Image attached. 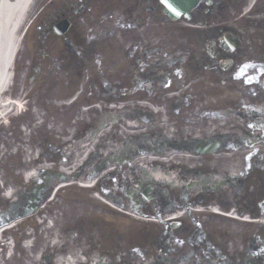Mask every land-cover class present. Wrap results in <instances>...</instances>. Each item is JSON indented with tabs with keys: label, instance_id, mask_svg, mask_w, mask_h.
Masks as SVG:
<instances>
[{
	"label": "flooded vegetation",
	"instance_id": "af4514ba",
	"mask_svg": "<svg viewBox=\"0 0 264 264\" xmlns=\"http://www.w3.org/2000/svg\"><path fill=\"white\" fill-rule=\"evenodd\" d=\"M127 1H32L0 99L25 106L0 132L5 178L22 184L36 167L42 186L69 167L56 175L69 182L52 201L49 185L39 211L67 197L85 206L91 217L68 225L86 255L75 264H246L255 243L240 230L236 245V225L215 210L264 214V41L251 43L264 38V0H201L176 20L160 0H136L125 19ZM110 21L127 25L118 37L133 43L113 72L102 64L107 47L117 49ZM159 22L170 25L159 39L181 42L152 47L145 29ZM24 115L39 126L27 128ZM23 230L0 231V255L14 238L23 256Z\"/></svg>",
	"mask_w": 264,
	"mask_h": 264
},
{
	"label": "rangeland",
	"instance_id": "374dc122",
	"mask_svg": "<svg viewBox=\"0 0 264 264\" xmlns=\"http://www.w3.org/2000/svg\"><path fill=\"white\" fill-rule=\"evenodd\" d=\"M126 1V0H125ZM135 3H137L136 0H128L124 6H123V12L125 15V19H127L128 17H132L135 18V14H136V8H135ZM239 23V22H238ZM103 26L106 29L107 24H103ZM117 27V25L114 22L109 23V33L110 34H114V36L116 37V40L120 37H118V35L123 31V30H128L129 27H127V25H125V29L119 28L118 30H116L115 28ZM243 28H245L246 26L243 25ZM152 29V34H156L153 39H152V47H161V48H167L171 47V43L173 41V43L175 44H179L181 42V40H178V35L174 34L170 37L167 38H158L160 36H162L161 33H168L170 30V25L166 24V23H152V25H147L145 31L148 32L149 29ZM242 28V29H243ZM143 30L144 29H137L135 28L133 32L135 34L136 37H139L140 35L143 34ZM138 33V35H137ZM253 33V30L250 29V32L247 35V38L250 37V35ZM116 40H114L115 43V48H117L116 50L111 49L113 46L107 47L109 48L108 51H105V56L102 57V64L106 68V70L113 72L112 69L116 68V65L118 63H120L122 61L123 58H121V54L120 51L126 49V47L131 43L130 41L123 39H120V42L117 43ZM259 41H264L263 37H258V38H254L252 43L253 47H257L256 44H259ZM172 49H176V47L172 48ZM106 57V59H104ZM119 60V62H118ZM125 61V59L123 60V62ZM101 64V63H100ZM128 68V67H126ZM110 73V72H109ZM38 106H36V109L38 110ZM24 109V106H23ZM35 124V123H34ZM51 124V123H50ZM29 125V124H28ZM5 137H2V139H4ZM10 141V140H8ZM7 143V142H6ZM4 143V144H6ZM3 144V145H4ZM0 151L3 150V147L0 146ZM2 152H0L1 155ZM32 156V154H30V157ZM80 159L77 160L76 162L79 163ZM63 168H66V170L69 169V167L67 165L62 164ZM71 169V168H70ZM4 172H2L1 170V165H0V174H3ZM33 175H31L30 173H28V177H31ZM27 177V178H28ZM1 182L0 183V192L2 191L3 193L7 192V195H9V199H6L4 201L7 200H11L12 197L13 198H19L22 199L20 201V203L26 201V198L28 196V198L31 196L32 191H28L26 192V194L24 196H19V193H15V191H11L9 192V186H11V184L6 185L4 183V180L1 178ZM5 190V191H4ZM9 193V194H8ZM3 201V202H4ZM2 202V201H1ZM58 202V201H57ZM56 202V203H57ZM64 204V207H63ZM49 207V208H48ZM81 208H85L84 205H76L75 203H70L68 202V197L64 199V201H61V206L60 207H56V205H52V206H46L45 207V211L41 212L40 211H36L33 216L29 217V218H25L19 221H16L15 223H17V226L15 227H23L24 230L23 231H19V234H22V238L25 239L24 246H26V250H24V254L23 256H21V252H12L11 256H8L7 254L3 253V255H0V264H75L76 260L75 257L79 258V250L77 249V247H74L73 250H67L66 247L64 248L62 245H64V241L66 243L68 242H73L75 239V234L70 235V230L71 228L74 229V227H69L68 225H72L74 224L76 221H80L82 219H86L87 217H91V216H86V214H81L82 210ZM17 208L15 207H7V209L1 211V215H8V218H10L9 220L13 219L12 221H15V217H18L20 215H22V212H19L18 210H16ZM14 210H16L17 212H15ZM22 211V210H21ZM57 212H62L60 215ZM24 213V212H23ZM243 216V215H242ZM246 216V215H244ZM9 222V221H8ZM229 222V221H226ZM236 224V229L237 231H234V239L233 242L238 245V244H242V237L240 236L239 231L240 230H247L248 236L247 238H243L244 241H250L251 243H255V244H259L264 246V226L262 225H244L243 223H233ZM203 229L206 230L205 227H202ZM228 229L230 227H222V229ZM87 229H89V227H80V231L84 232V234H89L90 233L87 231ZM121 229L123 230L124 234H126V231L124 229V227H121ZM121 230V231H122ZM67 231V233H66ZM223 231V230H222ZM224 233V232H222ZM212 235V234H211ZM10 241L12 240L11 238H8ZM254 240V241H253ZM263 241V244H262ZM12 243V242H11ZM72 244V243H71ZM71 246V245H70ZM72 248V247H71ZM262 250L264 251V247L262 248ZM52 256L54 259L52 260V262H50V258H45V257H49ZM66 262V263H65Z\"/></svg>",
	"mask_w": 264,
	"mask_h": 264
},
{
	"label": "bare ground",
	"instance_id": "6f19581e",
	"mask_svg": "<svg viewBox=\"0 0 264 264\" xmlns=\"http://www.w3.org/2000/svg\"><path fill=\"white\" fill-rule=\"evenodd\" d=\"M32 0H0V99L4 89L10 80V66L14 53H16L20 24L23 16L29 8ZM18 107L7 102L1 107L0 117L5 119L10 107L14 108L17 113L24 114L23 107L20 103ZM11 109V110H12Z\"/></svg>",
	"mask_w": 264,
	"mask_h": 264
},
{
	"label": "water",
	"instance_id": "95a60500",
	"mask_svg": "<svg viewBox=\"0 0 264 264\" xmlns=\"http://www.w3.org/2000/svg\"><path fill=\"white\" fill-rule=\"evenodd\" d=\"M164 1V3H166V4H168L169 3V0H163ZM173 1V3L175 4L174 6L173 5H171V6H168L166 9H165V11L166 12H169L168 10H170V9H175V8H179V9H182V11H188V10H190L192 7H193V5L195 4V2H196V0H186V1H184V0H172ZM179 1V2H178ZM181 1H184L183 2V7H180V2ZM172 3V2H171ZM177 4H179V6H177ZM31 212H33V209H31L29 212H27V214L28 213H31Z\"/></svg>",
	"mask_w": 264,
	"mask_h": 264
}]
</instances>
